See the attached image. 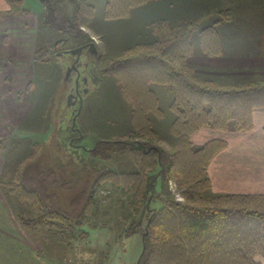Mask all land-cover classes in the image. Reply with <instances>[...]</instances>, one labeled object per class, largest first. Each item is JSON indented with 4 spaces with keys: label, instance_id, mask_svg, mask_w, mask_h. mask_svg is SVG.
I'll return each instance as SVG.
<instances>
[{
    "label": "rangeland",
    "instance_id": "1",
    "mask_svg": "<svg viewBox=\"0 0 264 264\" xmlns=\"http://www.w3.org/2000/svg\"><path fill=\"white\" fill-rule=\"evenodd\" d=\"M82 1L95 9L93 16L84 10L78 22L88 37L93 39L97 55H82L76 64V73L67 77L69 69L76 62V55L63 53L62 48L50 50L45 58L50 59L49 64L38 65L36 74L28 69L26 85L34 80V86L30 83L21 91L27 94L26 104L11 106L10 111H0V153L6 157L5 160L8 157L18 160L20 157L24 159V167L35 160H47L45 164L54 171L52 179L48 181L50 189L66 203L82 189L88 168L101 160L100 156L90 155L100 141L127 140L126 136L132 134L133 140L150 141L165 152H175L176 142L171 132L175 117L170 109L174 101L173 92L166 85H151L158 95L162 114L148 113L157 137L145 139L133 122L136 103L121 88L117 76L108 72L109 59L123 58L137 44L161 40L173 31L188 28L194 31L193 55H206L201 47L199 30L222 20V12H230V20L221 22L224 24L218 30L225 50L241 51L245 64L237 68L238 72L234 65L231 70L224 71L218 67L214 71L208 70L209 65H199L198 69L194 61H190V56L187 65L193 72V78L201 85L224 90L247 88L264 82L262 66L258 64V68L255 64L264 42V0H151L146 5L134 8L129 17L118 20L105 18L107 0H25L22 5L14 7L16 12L12 24L27 22V34L34 43L37 40L38 49L54 46L58 43L55 40L65 38L66 34L56 27H44L43 23L39 26L38 23L45 19L52 20L53 13L72 15ZM26 11H30L31 15H26ZM234 39L241 41L238 48L232 46ZM75 45L70 40L65 50L76 49ZM146 51V48H140L135 54ZM78 76L82 77L80 87L85 89L75 124L79 132H73L68 127L73 126L78 104H73L69 97L77 85ZM21 98L24 99L23 96ZM70 141L78 147L71 149L68 146ZM201 146L200 143L194 145L195 148ZM110 155L111 158L104 161L106 167L118 173L138 169L129 151ZM14 163L13 160L9 161L10 165ZM146 172L152 174L153 171ZM117 181H111L99 189L95 209L81 227L87 232L85 240L81 236L76 239L64 238L46 228L33 230L44 245L43 255L48 264H138L144 247L142 229L145 224L141 225V216L138 217L137 209L131 205L129 187L123 185L124 181H120V178ZM165 185L177 201H185L183 187L176 179ZM159 190L164 192L160 185ZM21 204L18 209L24 213ZM134 222L138 225L129 232ZM258 261L264 264L263 259Z\"/></svg>",
    "mask_w": 264,
    "mask_h": 264
},
{
    "label": "trees",
    "instance_id": "2",
    "mask_svg": "<svg viewBox=\"0 0 264 264\" xmlns=\"http://www.w3.org/2000/svg\"><path fill=\"white\" fill-rule=\"evenodd\" d=\"M7 1L20 6L25 0ZM149 2L107 0L105 18H127L134 8ZM84 10L90 16L95 13L94 6L82 1L74 14L53 13V19H45L43 26L64 32L68 41L76 43L75 48L86 46L93 39L78 22ZM230 14L222 12V20L197 29L206 55L223 54L218 25L229 21ZM193 32L191 28L173 31L161 40L137 44L123 58L108 61V72L117 76L121 88L136 103L133 122L145 139L157 137L148 113L162 114L151 85H166L173 92L170 109L175 117L171 125L175 152H165L150 141L133 140L132 134L126 136L127 140L100 141L90 155L100 156L101 160L88 168L82 189L68 203L50 189L48 181L54 171L45 164L47 160H35L24 167V159L8 157L2 184L11 200L26 204L25 214L18 213L23 227L46 228L64 238L81 236L85 240L87 232L81 227L95 209L99 189L120 178L129 187L131 205L141 216V225L145 224L142 237L146 249L138 264H261L257 257L264 260V195L213 194L208 167L227 143L213 140L195 148L191 139L205 128L252 130L255 111H264V82L230 90L199 84L187 65V58L194 54ZM58 43L38 49L37 65L49 64L50 59L45 58L50 50L58 49ZM140 48H146L147 53L135 54ZM133 52L135 55H128ZM68 146L77 148L71 141ZM124 151L130 152L138 167L136 171L118 173L106 167L104 161L111 158L110 153ZM11 160L15 161L13 165L9 164ZM147 170H152V174ZM172 179L183 187L184 202L177 201L167 190L165 183ZM159 185L164 192H160ZM136 225L134 222L128 231Z\"/></svg>",
    "mask_w": 264,
    "mask_h": 264
},
{
    "label": "crops",
    "instance_id": "3",
    "mask_svg": "<svg viewBox=\"0 0 264 264\" xmlns=\"http://www.w3.org/2000/svg\"><path fill=\"white\" fill-rule=\"evenodd\" d=\"M14 7L7 0H0V111L3 112L12 110L11 106L26 104L24 101H26L27 94H22L21 91L24 87L26 89L30 83L34 85V80L26 85L28 69L35 71V74L38 70L35 60L38 51L37 40L35 39L34 43L32 37L27 34L29 25L27 22L22 25L12 24L16 12ZM25 14L31 15L30 11H26ZM43 22H39V26ZM29 42L30 49H28ZM222 43L223 54L221 56L209 58L206 55L196 57L193 55L190 61H194L196 67L209 65L208 70L212 71L216 67L221 71L231 70L234 66L237 71L240 65L245 64L243 53L238 50H225L223 39ZM240 44L241 41L236 39L232 42L235 48H238ZM255 64L262 66L263 80L264 42H262V52ZM194 71H196L195 68ZM191 140L193 145L196 143L205 145L213 140L228 143L225 149L215 155L208 167V177L214 194L264 195L263 110L255 111L254 128L250 131H219L205 128L194 134ZM5 158L0 153V264H48L46 256L43 255L44 245L37 237L38 234L33 231L35 229H26L22 226L18 219L20 204L9 198L7 188L2 184L6 173ZM159 205L161 204L158 203Z\"/></svg>",
    "mask_w": 264,
    "mask_h": 264
},
{
    "label": "flooded vegetation",
    "instance_id": "4",
    "mask_svg": "<svg viewBox=\"0 0 264 264\" xmlns=\"http://www.w3.org/2000/svg\"><path fill=\"white\" fill-rule=\"evenodd\" d=\"M67 39H68V38L65 37V38L61 39V40H63V42L57 44V48H62V49L64 50L63 53H66L65 48H66V45H67L68 42H69ZM89 44H90V43H89ZM89 44H87V46L85 47V49H84L82 55H84L85 53H88L89 55H92V56L94 55V48L91 47V46H89ZM81 46H82V45H81ZM82 55H81V57H82ZM76 58H77V56H76ZM75 71H76V70L74 69L73 72H72V75L76 73ZM78 79L81 80L82 77H81V76H80V77L78 76ZM79 82H80V81H78V87H77V85H76V87L74 88V90H73V92H72V94H73V98H72V100H73V102H75V105L78 104V109L76 110V112H75V114H74V115H75L74 118H75V117L78 118V116H79V115L77 116V113L79 112L80 107H81V101H80V98L82 97V92H83L84 89H85V88H81V87H80ZM73 120H74V119H73ZM73 122H74V121H73ZM70 129H73V132H79V131L76 129V126H72ZM73 145H75L74 142H73ZM75 146H76V145H75ZM76 147H78V146H76Z\"/></svg>",
    "mask_w": 264,
    "mask_h": 264
},
{
    "label": "water",
    "instance_id": "5",
    "mask_svg": "<svg viewBox=\"0 0 264 264\" xmlns=\"http://www.w3.org/2000/svg\"><path fill=\"white\" fill-rule=\"evenodd\" d=\"M86 46H87V45H86ZM86 46H82V47H78V48H76V49H72V50L66 51V52H69V53L72 54V55H76V56H77L76 62L72 65V67H71V68L69 69V71H68V75H67V77H69V76L72 74V72H73L74 69L77 70V66H76V64H77V62L80 60V57H81V55H82V53H83V51H84V49H85ZM89 46H91V47L94 48V56H96L97 53H98V50H97L96 45L92 42V43L89 44ZM78 81H79V79L77 78V87H78ZM72 98H73V94L70 95L69 100H70L73 104H75V102H73ZM80 101H81V104H82V97L80 98ZM80 108H81V107H80ZM79 114H80V110H79V112L77 113V116H78ZM76 120H77V118L75 117L74 120H73V121H74V122H73V126H75V124H76ZM145 249H146V246L144 245L142 255L144 254ZM142 255H141V256H142Z\"/></svg>",
    "mask_w": 264,
    "mask_h": 264
},
{
    "label": "clouds",
    "instance_id": "6",
    "mask_svg": "<svg viewBox=\"0 0 264 264\" xmlns=\"http://www.w3.org/2000/svg\"><path fill=\"white\" fill-rule=\"evenodd\" d=\"M257 259H260V257H257Z\"/></svg>",
    "mask_w": 264,
    "mask_h": 264
}]
</instances>
